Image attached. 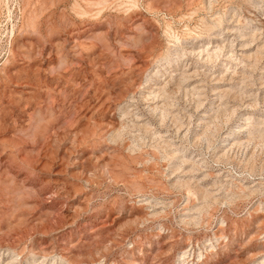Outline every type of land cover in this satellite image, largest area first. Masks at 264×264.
I'll list each match as a JSON object with an SVG mask.
<instances>
[{"label": "rangeland", "instance_id": "1", "mask_svg": "<svg viewBox=\"0 0 264 264\" xmlns=\"http://www.w3.org/2000/svg\"><path fill=\"white\" fill-rule=\"evenodd\" d=\"M0 264H264V0H0Z\"/></svg>", "mask_w": 264, "mask_h": 264}]
</instances>
